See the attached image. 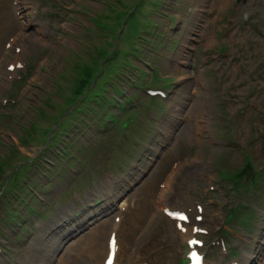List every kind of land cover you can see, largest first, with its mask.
<instances>
[{"label":"rangeland","instance_id":"obj_1","mask_svg":"<svg viewBox=\"0 0 264 264\" xmlns=\"http://www.w3.org/2000/svg\"><path fill=\"white\" fill-rule=\"evenodd\" d=\"M135 2L0 0V159L10 167H21L24 158L35 157V146L51 124L50 120L39 119L38 108L47 115L64 117L61 124L74 121L77 130L68 138L81 150L75 154L78 160L72 165L56 154L49 155L53 160L47 161V170L33 175L31 185L43 181L40 189L31 186L41 200L34 206L46 217L39 219L20 210L15 202L19 212L16 215L23 219L8 224L7 214L0 209V264H61L62 259L83 263L94 256L88 254L91 251L85 237L106 232L108 228L104 230V226L112 222L114 214L104 213L99 223H88L101 205L121 193L128 206L149 210L144 226L153 221L151 228L145 230L154 233V237L147 238L142 231L132 235V229H126L123 241L131 250L124 252V261L130 257L133 262L132 257L141 250L148 263L179 264L183 245L174 225L157 207L164 190L160 185L172 178L176 164L179 170L174 172L170 192L163 195L165 205L193 214L196 204L205 205L204 226L211 230L213 238L218 229L230 228V248L234 249L235 260L239 264H264L263 197L252 190L235 195L229 190L230 183L217 181L213 165L219 159L222 168L235 173L247 157L254 168H264V140L258 134L260 130L264 132V0H144L142 6L131 12H135L132 20L126 25L122 21L121 33L118 28L113 37L118 52H129L132 43L140 49L138 61L129 59L132 74L128 76L133 77L137 68L135 75L140 76L138 82L143 86L139 90L129 88L127 82H131L120 78L125 75L122 70L115 62L107 64L105 60L92 81L104 85L118 83L106 89L127 91L128 96L134 97L132 105L137 109L133 116L127 107L132 115L127 124L121 117L109 116L112 128L99 130L96 122L109 107L94 109L88 119L72 117L70 109L62 112L63 96L70 95L68 91L62 95L65 86L60 77L73 75L68 67L84 68L86 61H75V56L98 58L99 49H108L116 18ZM94 16H98V23L104 28L94 25ZM138 33L151 45L140 46ZM12 64L21 67L8 72ZM153 66L158 75L154 72L150 80L142 78L141 72L151 74ZM156 76L173 78L175 87L163 108L156 107V124L148 126L146 109L152 113L155 101L146 98L145 90L155 85L162 89L172 83L157 82ZM47 96L52 101H43ZM123 100L130 103L126 97ZM91 104L83 102L80 108L87 109ZM10 115L12 118L6 117ZM32 120L37 129L29 147H24L19 137L23 136L22 128ZM252 125L258 126V130H252ZM167 142L172 145L171 152L166 151L169 147L163 149ZM244 151L250 154L244 155ZM4 172L11 173L12 168L6 167ZM145 172L148 176L142 178ZM5 180L6 176H0V185ZM128 181L136 182L134 190L127 189ZM241 201L257 207L254 226L241 227L232 222L224 227V208H234ZM148 240L151 248L145 246ZM208 260L210 264H230L233 259L216 251L213 256L209 254ZM137 264L141 262L137 260Z\"/></svg>","mask_w":264,"mask_h":264},{"label":"trees","instance_id":"obj_2","mask_svg":"<svg viewBox=\"0 0 264 264\" xmlns=\"http://www.w3.org/2000/svg\"><path fill=\"white\" fill-rule=\"evenodd\" d=\"M135 4L132 5L128 11H125L122 13L120 17H117V24L115 29L112 30V33L114 34L111 36L108 40L107 47L103 49L98 50L99 57H91L89 59H83L80 56H75L76 60H85L84 68L82 66L74 67L72 64H70L68 61V65L72 67H68L69 69L72 68L71 73L73 75H70L69 73L66 74V76H61L60 78H63V80L60 81L62 86H65V89L62 88V95H64V91H68L70 96H63L64 97V105L62 112H66L68 109L73 107L71 114L72 117H78V119L82 118L81 116L88 119L89 115L93 113L94 109L103 108V105L106 107H109L108 110H103L101 117H109L110 110L112 109V105L114 103V98L112 96H106L110 93L120 92L118 88H116L114 91H109L106 88L108 86H112L113 84L110 83L108 86L104 84L92 83L94 77L96 76L97 70L102 66V60H105V63L110 64L111 62H115L117 67H119L122 71L129 67L132 63L129 61L130 58H139V52L140 49L135 47V44L132 43V46L127 53H122L120 50L119 52L116 49V43L114 42V36L117 32V29L120 28V23L123 21L124 25L130 22L132 20V17L134 13H131L134 9L137 10L138 7L142 6L144 0H135ZM110 5H114L112 2ZM122 11H124V5H121ZM102 14V13H100ZM99 16V15H98ZM93 17L92 20L97 21L94 23L95 26L98 28L102 27L103 25H100L99 18ZM129 20V22H128ZM99 22V23H98ZM109 29V28H107ZM103 30V29H102ZM119 34L121 33V28L119 29ZM109 35V34H107ZM136 39H138V43H145V45H149L146 38H141L140 34L138 33L136 36ZM113 41V43H112ZM106 44V43H105ZM97 48V47H96ZM134 48V50H132ZM104 52V53H103ZM102 53V55H101ZM91 62V63H90ZM74 63V62H73ZM104 63V64H105ZM110 68V67H109ZM114 73V71H113ZM103 74V73H102ZM101 74V76H102ZM74 80V81H73ZM69 82V83H68ZM59 83V85H60ZM58 85V86H59ZM61 86V85H60ZM46 103L48 101H52L49 96L46 97L45 100ZM83 102H91V107L87 109L80 108L81 103ZM45 104V103H44ZM37 112L40 115V118L44 121H51V124L49 125L46 130H44V137L39 141V143L35 146L36 149H40L46 144V148L42 150L34 159L24 158L23 165L20 168H17V166L10 167V165H7V168H12V173L9 176L8 185L5 188V190L2 192V195L0 197V209L2 210L3 207L7 209V212L9 213V218L7 219V222H16L20 218L18 216L13 215L11 207H14L15 202L20 204L21 210H26L31 215H37L39 217H43L40 213H37V209H35L34 204L39 203L37 199L33 196V193L31 191L30 186H33L34 188L39 189L43 184V181L39 180L33 183L31 185V181L34 180L33 175H37L38 171L44 170L46 171V163L47 161L53 160V158H48L49 155L56 154L59 156V158L66 161L70 154H73L76 150H78L77 145L75 141L72 138H68L69 134H74L76 132V128L74 127L76 123L68 122L67 125L59 124L56 132L52 131L53 127L58 124V121L61 120V118H58V116L54 115H47L43 109L38 108ZM63 116V113L60 115ZM35 119V118H34ZM66 122V121H65ZM89 122L86 121L85 124ZM37 129V123L35 120H32L22 128V134L23 136L20 138V143L24 147H29L30 140L33 138V134H35V131ZM72 134V135H73ZM56 149H59L58 152H54ZM74 151L73 153H71ZM52 157H55L53 155ZM1 168L3 166L1 165ZM17 168V169H16ZM1 171V169H0ZM45 174L44 172H42ZM0 175H4L0 173ZM44 179V178H43ZM45 180H47V176L45 175ZM1 192V189H0ZM15 211V210H14Z\"/></svg>","mask_w":264,"mask_h":264},{"label":"bare ground","instance_id":"obj_3","mask_svg":"<svg viewBox=\"0 0 264 264\" xmlns=\"http://www.w3.org/2000/svg\"><path fill=\"white\" fill-rule=\"evenodd\" d=\"M171 177L173 178V175ZM172 178H170L169 181L165 184L164 190L162 191V197L161 198H163V195L167 194L170 191V187H171V183L170 182H172ZM113 206H116V205L113 204V203H111V202L110 203L109 202L104 203L103 205H101L97 209L96 212H97L98 215H96V216L99 217L102 214H104V212H108V210L109 209H112ZM161 210H162V208H159L158 211H161ZM149 214H150L149 210H147V209H142L141 210L140 209V210H138V212L135 213L134 216H131L133 218L132 221H134V222L133 223H128V221H127V223H128V229H132V232H131L132 235H135L137 232L144 231L145 228H147V227L148 228H151L153 221L151 222V224H148V225L144 226L146 224L145 216H148ZM149 219H150V217L147 218V221ZM123 225L124 224H123V221H122L121 226H120V229H119V232H118V238L120 237L119 235L122 233V230L121 229H122ZM102 235H103L102 233H98L97 235L92 233L91 236L90 235H87L85 237V242H86V245H87V249L95 250V251H100V250L106 248L107 251H108V240H107V243L104 245L103 242H102ZM119 244L120 243H118V240L115 239L114 252H117L116 253V261H115V264L118 263ZM154 245H155V243H154ZM127 251H128V249H127ZM74 263H75V261L68 262V261H64V259H62V261H61V264H74ZM76 264H91V261H88L87 262V261L84 260L83 263L78 262ZM156 264H158V262H156Z\"/></svg>","mask_w":264,"mask_h":264}]
</instances>
